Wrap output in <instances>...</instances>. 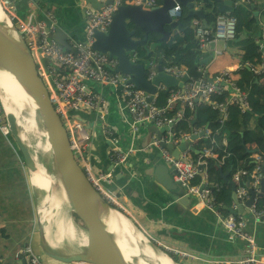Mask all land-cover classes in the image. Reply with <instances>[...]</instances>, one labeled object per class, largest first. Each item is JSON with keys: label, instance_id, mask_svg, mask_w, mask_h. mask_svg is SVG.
Masks as SVG:
<instances>
[{"label": "water", "instance_id": "obj_1", "mask_svg": "<svg viewBox=\"0 0 264 264\" xmlns=\"http://www.w3.org/2000/svg\"><path fill=\"white\" fill-rule=\"evenodd\" d=\"M9 1L12 2L13 0ZM148 1L142 0L141 3H137V0H133L132 3L121 5L113 15L108 31L95 32L93 48L103 54H107L111 59L115 58L118 65L114 71L128 75L130 83L137 90L144 92L148 96V102H152L157 92V87L161 84L166 90H170L174 88L184 89L191 79L204 78L213 82L212 77L209 78V73L200 69V67L207 66L213 60L214 55L212 53L189 68L181 78H176L165 73L163 71V62H160L157 67L156 76L150 81L148 79L150 68L146 64L140 63L138 57L135 59L134 55L138 48H143L149 52L151 34L159 35L161 42L171 45L174 42L172 31H184L182 23L178 18H173L169 15V11L173 10L176 6H180L187 11V18H199L202 24L209 28L208 13L203 8H197V4L202 3L210 6L213 11L217 9L220 13L230 14L234 11L236 0H163L161 5H155L150 8L146 7ZM113 2L114 0H74L72 5L82 13H85L88 7L101 10L105 6L113 4ZM0 6L9 20V24L0 22V73L14 79L19 85L28 102V106L20 113L25 114L33 121L35 128L45 142V146L49 148L50 156L47 155L42 163H38L29 145L21 136L19 125L20 113L13 111L14 108L12 106H5L3 104L0 92V105L6 118L9 136L15 142L23 158V163L31 176V182L35 177H43L41 169L42 167L46 168L48 170L47 173L51 174L54 177V181L59 182L63 188V193L67 196L69 203L67 206L87 233V243L85 246L79 250H71L73 252L71 254L59 252L58 249L53 248L54 242L51 243V240L45 233V226L43 225L40 207L37 202V192L35 191L33 203L37 211L40 248L43 254V256H40V259L44 257V259L65 264H138L139 262L134 257H128L125 253L126 251L122 249L121 243L113 236L107 224L108 221H112V212L116 211L128 221L138 235H141L143 238L142 243L148 249L153 250L160 260L164 261L167 258L173 264H179L160 246L155 240L156 238L152 237V240L150 235L140 227L134 218L128 217L121 212L123 208L119 207L118 210V206L109 203L89 180L72 150L69 131L51 102L49 88L39 73L38 62L25 36L13 24L4 7L3 0H0ZM246 9L252 10L254 16L258 17V6H246ZM138 33L141 36H138ZM50 37L63 48L71 51L69 37L61 28L55 34H51ZM251 37H253V34L245 31L237 41L239 42ZM210 49L211 51L215 50V42L211 43ZM258 82L259 80L256 79V83ZM79 115L80 117L83 116L81 113ZM168 131L169 127L157 128L151 125L148 128L147 136L142 142L141 149H145L150 144L154 134L160 138ZM202 136V133L193 135L191 140L181 143L177 148L174 147L173 143H163V147L172 152L176 159L186 149H190L197 155L199 150H196L192 146V143ZM246 151L249 154H260L258 148L246 149ZM147 157L150 160V164L138 169L141 178L146 180L142 183L141 187L147 188L150 194H153L156 198L143 195L139 189L133 188L131 185L133 180L130 176H125L122 168L114 167L110 161H107V171L113 172L115 185L139 209L156 216V218L169 217L173 214L178 216L177 211H183V214L188 210L194 212L195 206L199 204V199L195 195L188 194L186 187L174 181V167H169L164 159H162L161 154L151 153ZM217 168L224 181L232 188V200L238 204L235 182L228 180L230 174L225 175L220 164L217 165ZM261 173L263 177L260 180L259 194L256 195L251 190V184L247 181L250 198L246 201L245 205L238 204L239 206H237L236 210L231 208L229 210L231 214L235 216H247L255 198L264 197V163L262 164ZM33 187L35 188V186ZM203 188L204 186L201 187V189ZM35 190L38 189L35 188ZM59 191L60 188L56 186H53L52 191L50 190L53 193ZM157 204H159V207L156 206ZM215 211H219V207H216ZM58 220L61 221L60 217ZM26 248H28V244H26ZM26 252L30 251L26 250ZM31 258L32 255L29 256L28 253H24L20 254L17 261L7 259L1 264H31ZM41 264H45V261L44 263L41 262Z\"/></svg>", "mask_w": 264, "mask_h": 264}, {"label": "built area", "instance_id": "obj_2", "mask_svg": "<svg viewBox=\"0 0 264 264\" xmlns=\"http://www.w3.org/2000/svg\"><path fill=\"white\" fill-rule=\"evenodd\" d=\"M141 2L142 0H137V3ZM249 3L258 4L259 1L239 0L235 5ZM121 5L122 0H114L113 4L105 6L101 10L88 8L85 11L87 18L85 40L83 42L69 41L72 48L71 51L66 50L50 37L51 34L56 33L57 27L55 23H52L47 28L28 22L22 24L19 28L38 62L39 73L49 88L51 102L69 131L71 147L77 160L100 194L109 203L124 209L119 203L117 196L110 189V187L115 188L113 172L95 168L91 157V134L86 130L80 117H74L71 114L91 112L99 117L103 130L112 143L110 160L114 167L122 169L127 166L131 157L136 154V150L133 148L125 149L119 145L118 135L116 131L111 129L110 123L107 121L111 97L117 102L122 116L126 118L127 130L126 135L124 133L123 135L127 136L131 143L134 140H141L143 129L151 125L157 128L169 127V131L165 132L160 138L153 135L150 144L145 149L137 152L142 153L144 156L143 163L145 165L150 164V160L147 157L148 153L157 151V154H161L167 165L175 169L173 174L174 181L186 187L188 194L195 195L199 201L205 204L208 210L219 217L230 239H240L245 242V251L236 264H257L259 262L258 246L256 238L248 231V225L249 222L264 224V206L259 208L257 205L259 198H255L247 216H235L231 213L225 216L222 215L220 213L221 205H217L213 191L208 188L210 184H207L208 180L205 175L209 162L216 157L214 149L204 147L199 150L196 156H193L190 149H186L176 159L172 152L163 147V143H173V145L179 146L181 143L191 140L193 135H199L200 133L203 136L198 140H211L213 143V132L208 127L197 129L194 128L193 124L189 123V127L192 130L190 133L176 132L174 130L184 120L185 110L196 111L199 106L207 104L219 114V123L222 125L228 120L229 111L232 107H237L242 113L252 111L249 93L237 84L233 70L226 69L213 78V83H209L204 79H191L184 89L174 88L170 90H166L161 84L157 87V92L152 102H148V96L144 92L137 90L130 83L128 75L114 71L118 65L115 58L111 59L107 54H103L93 48L95 32L108 31L113 15ZM198 5L203 4L200 3ZM153 6H155L154 0H149L146 4V7L149 8ZM181 13L182 7L180 6H176L169 11V15L173 18H179ZM236 23L237 21L234 17L228 14H221L217 16L214 26L208 28L202 24L199 18H193L191 28L201 54L209 51L212 42H215L214 51L217 55L221 51H227V43L234 40L236 36ZM219 40L225 43L223 50H218L217 48ZM258 46L261 52L260 68L250 65L255 76L264 73V36L258 41ZM134 58L137 59L136 54ZM148 67L150 68L148 73L150 81L157 74L158 64L154 63V61L149 62ZM163 71L176 78H181L185 74L186 69L166 64L163 66ZM88 82L95 84L96 87L88 86ZM97 86L110 90L111 97L104 95ZM162 91H168L170 95L166 104L158 107L156 100ZM0 130L4 136H9V129L1 105ZM218 133L219 131L216 132V134ZM222 146L226 147L227 144L224 143ZM250 159L253 160L252 163L254 165L251 171L246 169V163L243 161L232 175V180L236 184L239 205H245L250 198L247 181L250 182L251 190L256 195L260 191V180L263 177L261 173L263 157L260 154H252ZM223 161V159L218 160V164L224 165ZM200 174H203V182L199 185H194L193 181ZM202 186H204L203 189H201ZM217 191L219 192L220 189ZM238 204L234 206L235 210L239 206ZM216 207H219V211H215ZM159 244L172 257H177L180 260H197L187 250L180 248L176 244H165L163 242ZM28 251L32 252L31 249ZM31 255V263L40 264V257L35 252Z\"/></svg>", "mask_w": 264, "mask_h": 264}, {"label": "crops", "instance_id": "obj_3", "mask_svg": "<svg viewBox=\"0 0 264 264\" xmlns=\"http://www.w3.org/2000/svg\"><path fill=\"white\" fill-rule=\"evenodd\" d=\"M3 1L6 11L13 24L18 29L22 24L28 22L47 28H49L52 23H55L57 30L61 28L68 35L69 41L83 42L82 40H85L84 35L87 26V18L85 13L73 7L72 4L74 0ZM172 34H183V32L180 33L174 30ZM224 46L225 43H223L222 49L219 48V46L217 48L218 50H223ZM209 52H212L210 48ZM241 54H243V52L240 50L228 46L226 53L225 51H221V53L214 57L207 66L200 67V69L207 71L211 76L225 69H238L240 66ZM87 84L90 87H96L95 84L91 82ZM97 87L104 95L111 97L110 90L100 88L99 86ZM109 102L110 107L107 121L110 123L111 129L116 131L119 145L125 149L133 148L136 150V154L131 157L129 163L123 169V174L125 176H130L133 180L131 183L133 188L139 189L143 195L145 194L146 196H153L156 198L153 194H150L147 188L141 187L142 183L146 180L141 178V174L138 170L139 168L147 166L143 163L144 156L142 153L137 152L141 150L142 142L148 134L149 127L143 129L142 139L134 140L132 144L131 140L125 136L127 130L126 118L122 116L118 104L113 97L110 98ZM81 114H83V116L80 117V120L84 123L86 130L92 137V163L95 168L110 172L107 171V161L111 162V140L109 136L105 134L99 117L95 113L83 112ZM123 133L125 135H123ZM200 140L192 143V146L196 150H200L196 147V142ZM224 143L228 145L226 136L221 139V146ZM175 146L177 145L174 144V147ZM151 153H148V155ZM221 168L225 175L230 174L229 170L227 171V166L225 168L221 165ZM207 184L211 183L207 182ZM110 189L114 195L117 196L119 201H123L127 204L131 216L145 225L144 228L151 237L165 244L173 243L179 247L181 246L180 248L187 250L193 257L197 258V260L183 261L186 264H236L245 251V242L240 239H230L219 217L215 213L209 211L201 201L195 206L194 212L188 210L183 214V211H177V214H179L178 216L173 214L169 217L164 216L156 218V216L139 209L132 200H129L128 197L124 195L119 187H110ZM34 195L35 188L32 185L30 174L23 163V158L18 152L17 146L8 136H4L0 130V212L2 213L0 215V264L4 263L7 259H14V261H17L20 254H24L26 250H29L26 249V244L34 231V242L37 245L34 252L37 255H42L41 249L38 248L40 233L37 232L38 223L34 215ZM1 197H3V202L1 201ZM219 205L222 206V204ZM235 205L236 203L232 200V204L227 208V211L230 212L229 210L231 208L234 209ZM156 206L159 207V204ZM220 213L225 216L223 212L220 211ZM71 224L74 226L73 230L77 237L79 234L82 239L80 243H71L69 246L78 250V245L80 248L85 246L87 233L81 224H77V222L69 219L68 226ZM33 226L35 230H33ZM248 231L256 238L259 260L257 264H264V224L249 222ZM69 236L70 241H76L75 237H72L73 235L69 234ZM71 253L73 252L68 250L65 254ZM45 259V264H65Z\"/></svg>", "mask_w": 264, "mask_h": 264}, {"label": "trees", "instance_id": "obj_4", "mask_svg": "<svg viewBox=\"0 0 264 264\" xmlns=\"http://www.w3.org/2000/svg\"><path fill=\"white\" fill-rule=\"evenodd\" d=\"M132 1L122 0V4H128ZM154 2L155 5H161L163 0H154ZM205 6L209 9L207 16L209 26H214L217 16L223 13H220L217 9L214 11L210 10V6ZM228 15L234 17L237 21L235 40L229 42L228 46L243 52L240 55L241 67L234 73V78L237 84L249 93L250 104L253 109L251 112L242 113L237 107H232L229 111L228 120L221 125L219 123V114L207 104H203L196 111L186 109L184 120L174 128L176 132L190 133L192 130L189 127V123L193 124L195 121L193 124L194 128L208 127L212 130L214 143L211 140H200L196 142V147L200 150L204 147H211L215 151L216 157L209 162L205 175L208 182L211 183L208 188L213 191L217 205L222 204L220 211L225 215L230 214L227 208L232 204V191L231 186L224 181L218 171V160L224 158L227 171L229 170L230 172L229 180H232L233 173L243 161L246 163L247 170L251 171L254 167L253 160L250 159L251 154L246 149L257 147L264 163V74L258 77L259 82L256 83L253 71L248 68V65L257 66L258 68L261 63V54L257 42L264 36V7L259 9V17L254 16L253 11L247 10L242 4L236 6L234 11ZM192 19L187 18V11L183 8L181 16L178 18L184 28L183 34H175L172 45L161 42L159 35L151 34L150 45H153V47L150 52L143 48H138L136 51L139 62L143 64H147L150 61L163 62L164 65L172 64L180 68L189 69L207 56L201 54L198 49V44L191 28ZM245 31L252 33L253 37L238 42L237 39ZM138 36H141V34L138 33ZM169 95L168 91H162L156 100L157 106H164ZM217 131H219L218 134H216ZM224 136L228 139L226 147L221 146V144L218 145ZM9 138L15 144L10 136ZM192 154L196 156L194 152ZM225 165L223 166L226 168ZM203 180V174H200L195 178L193 184L199 185ZM218 189H220L219 192L217 191ZM257 205L259 208L264 206V197L259 198ZM172 258L179 263V258Z\"/></svg>", "mask_w": 264, "mask_h": 264}, {"label": "bare ground", "instance_id": "obj_5", "mask_svg": "<svg viewBox=\"0 0 264 264\" xmlns=\"http://www.w3.org/2000/svg\"><path fill=\"white\" fill-rule=\"evenodd\" d=\"M0 22L4 24H9V20L4 14L1 6H0ZM48 87V86H47ZM0 92H1V100L5 106H12L16 113L22 112L27 106L28 102L25 98L24 94L22 93L19 85L17 82L6 76L5 74L0 73ZM25 117V124H21L20 126V132L22 138L25 140V142L28 143L29 147L32 145L31 143L34 140H38L40 143L42 138L39 134L38 130L35 128V124L33 121ZM21 120V119H20ZM20 123V122H19ZM35 144V143H33ZM43 145V144H42ZM34 150L40 151L39 146L32 145ZM42 152V158L44 159L45 156L49 155V148L47 146L41 147ZM33 152V151H32ZM42 163V162H41ZM42 174L43 177H35L33 179V186L38 189L35 190L37 192V202L39 205V209L41 211V219L45 226V233L46 236L49 237L51 242L54 245L60 244L63 237L57 233L55 230H64L66 231V234L73 235V237L76 236L75 231L73 230L74 226L66 225L65 227H62L60 224V221L58 218V210H61V207H64V205H68V199L67 196L63 193V188L59 184V182L54 181V177L47 173V169L42 167ZM31 177V176H30ZM53 186H56L60 188V191L57 193L50 192V190H53ZM60 212V211H59ZM112 221H108V226L111 229V232L113 236L121 243V247L125 253L128 255V257L132 256L134 257L139 263L138 264H173L170 259L165 258L164 261L160 260L158 256L155 254V252L151 249H148L142 242L143 238L141 235H138L131 225L128 223V221L118 212H112ZM56 232L55 234L52 233V231ZM82 239V238H81ZM87 243V241H86ZM85 243V244H86ZM143 252L145 255L149 257L148 260L144 261L140 259V253Z\"/></svg>", "mask_w": 264, "mask_h": 264}, {"label": "rangeland", "instance_id": "obj_6", "mask_svg": "<svg viewBox=\"0 0 264 264\" xmlns=\"http://www.w3.org/2000/svg\"><path fill=\"white\" fill-rule=\"evenodd\" d=\"M197 7L198 8H203V9H205L206 10V12H208L209 11V9L208 8H206V6H203V5H198L197 4ZM218 46H219V48H221L222 49V47H223V41L222 40H219L218 41ZM150 48H152L153 47V45H152V47H151V45L149 46ZM225 53H226V51H225ZM149 63V62H148ZM154 63H156V64H158L159 65V63H157V62H155L154 61ZM241 65V64H240ZM203 70V69H202ZM204 71V70H203ZM207 72V71H206ZM210 75V74H209ZM209 78H211V76L209 77ZM202 79H204V78H202ZM213 79V78H212ZM204 80H206L207 82H209V83H213V82H210L209 80H207V79H204ZM213 81H214V79H213ZM202 106V105H201ZM201 106H199V107H201ZM198 107V108H199ZM197 108V109H198ZM196 109V110H197ZM24 115L25 114H23V113H20V117H19V125L21 126V124H25V117H24ZM26 116V115H25ZM27 117V116H26ZM21 119V120H20ZM41 142L42 143H40L38 140H34L31 144L32 145H38L39 146V148H40V151H36V150H34L33 149V146L32 145H30V149H31V152H32V154L35 156V158L38 160V163H41V162H43V160L47 157V156H45V158L43 159L42 158V152H43V150H42V148L41 147H43L44 146V148H45V142H44V140L42 139L41 140ZM27 143V142H26ZM33 143H35V144H33ZM214 143V142H213ZM28 144V143H27ZM43 144V145H42ZM221 144V141H220V143L218 144V145H220ZM223 160H224V158H223ZM223 163H224V161H223ZM37 192H38V190H37ZM123 207H124V209L121 211V212H123L126 216H128V217H132L131 216V213L129 212V209L127 208V204L126 203H124L123 201H120L119 202ZM34 205V204H33ZM118 210H119V207H118ZM60 211V212H59ZM37 211H36V208H35V206H34V215H35V219L37 220ZM59 217H60V219H61V221H60V225L62 226V227H65L66 225H68V222H69V219H72L74 222H77V224H80L79 223V221L74 217V215H73V213H72V211L69 209V207L67 206V205H64V207H62V209L61 210H58V219H59ZM133 218V217H132ZM136 221H137V223L140 225V227L149 235V233L147 232V230H145V228H144V224L143 223H141L139 220H137L136 219ZM44 225V224H43ZM37 230H38V228H37ZM52 231V230H51ZM57 233H59L62 237H63V239L64 240H62L61 241V243L60 244H56V245H54V247L53 248H55V249H58L59 250V252H68V250H76V249H73L72 247H70L69 246V244H71V243H80L81 242V236L78 234V237H77V235L75 236V242L74 241H70L69 240V234L67 235L66 234V231H64V230H55ZM53 232L52 231V233L53 234H55V237H56V232ZM38 232V231H37ZM73 237V236H72ZM151 237V236H150ZM74 238V237H73ZM151 239H152V237H151ZM153 240V239H152ZM156 240V239H155ZM157 241V240H156ZM55 242V241H54ZM158 243H160L161 241H157ZM156 242V243H157ZM52 243V242H51ZM53 245V244H52ZM157 246H158V244H156ZM66 246V247H65ZM68 246V247H67ZM159 247V246H158ZM181 247V246H180ZM161 248V247H160ZM79 249H81L80 247H79V245H78V250ZM161 249H163V248H161ZM164 250V249H163ZM165 251V250H164ZM140 259L141 260H144V261H146V260H148L149 259V257L147 256V255H145L143 252H141L140 254ZM183 261H186V259H182ZM183 261H179V262H181V263H179V264H186V263H184Z\"/></svg>", "mask_w": 264, "mask_h": 264}, {"label": "flooded vegetation", "instance_id": "obj_7", "mask_svg": "<svg viewBox=\"0 0 264 264\" xmlns=\"http://www.w3.org/2000/svg\"><path fill=\"white\" fill-rule=\"evenodd\" d=\"M173 32V31H172ZM174 36V35H173ZM160 37V36H159ZM173 43V42H172ZM172 45V44H171ZM151 47H152V45H151ZM150 50H151V48L149 49V52H150ZM213 55H214V57H216L217 56V54L215 53V51H212L211 52ZM209 51L208 52H206V53H203V54H205V55H207V56H209L210 54H211ZM207 56H205V57H207ZM204 57V58H205ZM203 59V58H202ZM150 62H153V61H150ZM163 64V66H164V63H162ZM147 66H148V63L146 64ZM188 69H186V71H187ZM185 74H186V72H185ZM184 74V75H185ZM183 75V76H184ZM72 116H74V117H80V115H79V113H72L71 114ZM116 186V185H115ZM1 201L3 202V197H1ZM2 213L0 212V215H1ZM33 230H35V228H34V226H33ZM34 234H35V231H34V233L33 234H31V236H30V238H29V241L27 242V244H28V248H26V249H31V251L32 252H24V253H28V255L30 256L33 252H34V250H35V248H37V245L35 244V242H34ZM38 248H40V243H39V246H38ZM41 249V248H40ZM39 257L40 256H43V254L42 255H38ZM44 257H42L41 259H40V264H41V262H43L44 263ZM31 262V261H30ZM32 264V263H31Z\"/></svg>", "mask_w": 264, "mask_h": 264}, {"label": "clouds", "instance_id": "obj_8", "mask_svg": "<svg viewBox=\"0 0 264 264\" xmlns=\"http://www.w3.org/2000/svg\"><path fill=\"white\" fill-rule=\"evenodd\" d=\"M238 1H239V0H236V1H235V3H234V8L236 7L235 4H236ZM122 5H123V4H122ZM242 5L245 6V7H246V6H251V5H256V6L259 7V9H262V8L264 7V1H263V0H259V3H258V4L249 3V4H242ZM203 6H205V4H203ZM227 14H228V13H227ZM235 37H236V36H235ZM234 40H235V39H234ZM234 40H232V41H234ZM258 41H259V40H258ZM230 42H231V41H230ZM257 44H258V42H257ZM258 49H260L259 46H258ZM260 54H261V52H260ZM260 64H261V63H260ZM240 67H241V66H239V68H238V69H235V70L232 69V70H233V74L236 73V72L240 69ZM248 68L251 69V68H250V65H248ZM259 68H260V65H259ZM225 70H226V69H225ZM230 70H231V69H230ZM253 73H254V71H253ZM263 74H264V73H263ZM216 75H217V74H216ZM216 75H214V76H211V75H210V76H211L212 78H214ZM260 75H261V74L255 76V75L253 74V76H254L256 79H258V77H259ZM258 80H259V79H258ZM251 155H252V154H251ZM262 164H263V163H262Z\"/></svg>", "mask_w": 264, "mask_h": 264}]
</instances>
